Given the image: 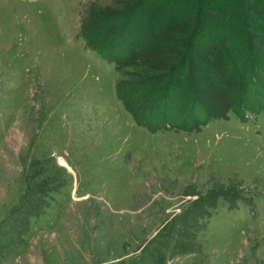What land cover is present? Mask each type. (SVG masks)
Instances as JSON below:
<instances>
[{
  "label": "rangeland",
  "instance_id": "1",
  "mask_svg": "<svg viewBox=\"0 0 264 264\" xmlns=\"http://www.w3.org/2000/svg\"><path fill=\"white\" fill-rule=\"evenodd\" d=\"M235 2L264 87V0L171 28L159 0H0V264H264L261 88L204 36ZM106 20L120 68L86 44Z\"/></svg>",
  "mask_w": 264,
  "mask_h": 264
},
{
  "label": "trees",
  "instance_id": "2",
  "mask_svg": "<svg viewBox=\"0 0 264 264\" xmlns=\"http://www.w3.org/2000/svg\"><path fill=\"white\" fill-rule=\"evenodd\" d=\"M159 1H161V3L163 4V8L165 9L160 14V18H163V16H165L164 17L165 19H163L162 21H159L158 19H157V21H154V25H155V27L157 26V28L161 27V26H163L162 28H171L172 25L174 23H176L180 18H182L185 15H189L190 13L195 11L197 8V4L199 2V0H159ZM218 1H221V0H218ZM231 4H232L231 12H234V11L235 12L234 13L230 12L231 13V16H230L231 18H229L230 20L227 23H223L220 26L215 25L213 32H207L204 34V36L210 38L211 35L214 33L217 35L216 43H219L221 38H224L225 40L228 41L227 43H230L231 46L228 50V54H230V53L232 54L234 51V53H233V65L232 66H238V67H234L237 69L240 66V69L242 68L244 70V72H245L244 77H245V79H247L246 81L248 83H251L252 81H256L255 83L253 82L254 84H256V88H254V90L257 89V86L259 88H261V90H259L261 92L260 96H258L257 92L255 93L254 91L253 92L250 91L247 93L248 98L252 97L254 100H257L256 99V96H257L258 99L261 98L262 100H264V96H263L264 95V87L261 83V79L259 78V75L254 71V68H253L254 64L257 62V59L256 60H255V58L251 59V60H255V62H253V61L249 60L250 56L249 57H248V55L245 56V58L247 57V59L249 61V64L246 65L245 64V62H246L245 58L243 61L242 57L240 56V54L242 52L247 53L249 51V49L251 48V46H249V44H250L248 41L249 35L246 31V26H244V17L242 16V14L236 12V10L238 9L239 3L235 2V3H231ZM231 4L229 6H231ZM201 7H203L201 13L204 14V16H205V14L207 13L208 6L206 3H204V5H201ZM261 10H262L261 11V17L264 20V6H261ZM130 17H133V16H130ZM119 20H115V21L114 20H106L105 22H102L101 24H99L96 27V30H94L93 33L89 34L88 41H86V44L88 46L90 44L92 46V48H96L95 50H97L100 54H102L105 57L104 58L105 60H107L111 63L115 62L117 64V68H120L121 61L123 63L126 61V57L128 55V52H130V47H132L130 42H133L134 38L130 39V37L127 38L126 36H123L122 38H120V37L118 38L117 37L118 33H117L114 35V37L113 36L111 37V40L109 41L110 43L108 44V46H106L103 49H101V46H100L98 41L101 38L102 34H104V32H102V31L100 32V26L103 23H106L108 25L106 28L109 29L113 25H115L116 22ZM206 20H210L208 16L206 17ZM246 21L250 27L254 28V25L250 19L246 18ZM126 22H125V24H127ZM148 33L142 34L143 39H142V35L139 36L140 40H144V38H147V40H149V42H150L153 38H156L155 35L152 34V30L149 34ZM115 37H117L116 40H115ZM129 39H130V41H129ZM94 45H96V46H94ZM250 63H252V64H250ZM186 67H185V69L180 70L179 74L183 75V72L186 70ZM249 69H251V70H249ZM238 72H240V71L238 70ZM254 78H255V80H254ZM173 81L171 80V82H169L168 84L166 83V85L164 86V89H162L165 92V94H163V96L166 97V93L169 89H171L172 92L174 93L177 91L179 92V90L182 88L180 86L173 85ZM155 82H157V81H155ZM176 82L178 83L180 81H177V79H176ZM150 83H151L150 84L151 86H153V84H155L154 81H150ZM158 101H156V103ZM192 105H196V104L193 103ZM204 110L207 113L208 119L205 122H203L202 124H204L203 126H206L213 119L218 117L217 116L218 113H214V110L213 111H207L205 106H204ZM233 111L241 119H243L245 117V111H241L240 109H233ZM160 116L161 115H158L156 117H160ZM141 124H143V122L140 121V125ZM198 125H199V123L195 126V128H197L196 130L201 128ZM143 127H146V126H143Z\"/></svg>",
  "mask_w": 264,
  "mask_h": 264
},
{
  "label": "crops",
  "instance_id": "3",
  "mask_svg": "<svg viewBox=\"0 0 264 264\" xmlns=\"http://www.w3.org/2000/svg\"><path fill=\"white\" fill-rule=\"evenodd\" d=\"M96 52V51H95ZM114 65L116 64L115 62L113 63ZM116 67H117V64H116ZM141 127H143V126H141ZM144 128H146V127H144ZM195 131V130H194Z\"/></svg>",
  "mask_w": 264,
  "mask_h": 264
}]
</instances>
